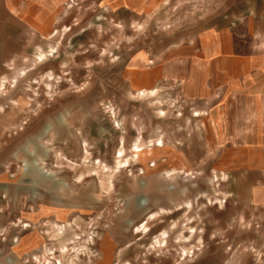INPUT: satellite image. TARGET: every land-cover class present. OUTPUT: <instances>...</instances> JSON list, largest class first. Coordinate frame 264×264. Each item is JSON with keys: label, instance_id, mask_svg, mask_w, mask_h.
<instances>
[{"label": "rangeland", "instance_id": "374dc122", "mask_svg": "<svg viewBox=\"0 0 264 264\" xmlns=\"http://www.w3.org/2000/svg\"><path fill=\"white\" fill-rule=\"evenodd\" d=\"M202 3L207 13L189 0L129 26L81 0L74 36L65 27L48 55L10 64L2 116L21 139L0 197V264H264V209L232 193L256 155L216 136L226 79L209 78L207 101L188 93L199 77L167 74L200 69L191 45L205 23L240 36L249 0Z\"/></svg>", "mask_w": 264, "mask_h": 264}, {"label": "crops", "instance_id": "0c3cea01", "mask_svg": "<svg viewBox=\"0 0 264 264\" xmlns=\"http://www.w3.org/2000/svg\"><path fill=\"white\" fill-rule=\"evenodd\" d=\"M187 1L93 0V3L116 23L132 26L145 17L153 20L165 7L178 8ZM199 1L200 12L207 13L208 7L202 2L209 0ZM247 12L244 27L239 23L238 26L233 24L235 28L241 29L237 37L234 34L237 29L218 26L210 33L208 23H205L206 28L201 31L196 42L191 43V47L199 46L201 65L197 73H186L185 69L181 74H167L172 78L186 77L190 79V85L199 77L200 86L188 93L200 95L207 101L215 100L209 90V78L226 79L224 87L219 90L226 101L222 104V99H216L214 121L218 127L217 140L250 143L247 144L248 150L256 155V159L251 162L257 164L238 172L232 193L240 205L264 209V8H259L256 0H249ZM235 13H240V4L236 6ZM80 18L81 0H0V80L4 76L9 79L14 77V68L10 64L32 53L48 55L53 49L50 46L56 47L66 31H72L74 36ZM65 27L68 29L63 31ZM210 34H214L211 43ZM44 55H40L41 58ZM50 58L41 64H48ZM146 59L148 57L144 56L143 61ZM210 62L214 64L211 69ZM228 63L233 64L232 69ZM7 87L3 90L0 88V197L11 186L10 171L6 164L18 149V140L21 139L12 131L18 124H14L9 116H2L10 104ZM221 110L226 112L223 114ZM238 121H242L244 127L238 126ZM219 126H222L221 129ZM240 189L247 191L245 198L239 195Z\"/></svg>", "mask_w": 264, "mask_h": 264}, {"label": "bare ground", "instance_id": "6f19581e", "mask_svg": "<svg viewBox=\"0 0 264 264\" xmlns=\"http://www.w3.org/2000/svg\"><path fill=\"white\" fill-rule=\"evenodd\" d=\"M141 93H142L143 96L145 95V91H142ZM146 94H147V93H146ZM151 94H152V93H151ZM151 94H150V95H151ZM26 226L29 227V224H27ZM58 229L60 230L61 228L58 227Z\"/></svg>", "mask_w": 264, "mask_h": 264}]
</instances>
